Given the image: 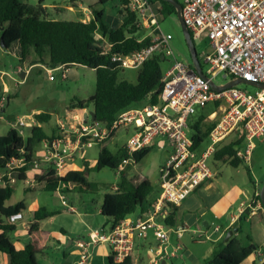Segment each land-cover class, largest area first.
<instances>
[{
    "label": "built area",
    "instance_id": "obj_1",
    "mask_svg": "<svg viewBox=\"0 0 264 264\" xmlns=\"http://www.w3.org/2000/svg\"><path fill=\"white\" fill-rule=\"evenodd\" d=\"M130 1L132 11L144 21L149 19L147 29L153 28L151 37L154 38L149 47L128 55L113 54L111 61L123 70H134L141 69L154 55L162 54L171 66L164 74L158 102L151 104L148 100L146 105L122 112L110 126L86 119L82 111L71 117L68 114L67 118L58 120L54 138L42 143L44 150L39 152L40 158L13 161L10 169L34 164L28 170L34 173L31 186L35 185V176L44 170L40 162L47 164L45 169L51 168L58 177H63L68 172L80 171L74 168V163L78 159L85 161L88 149L112 140L120 129H132L121 147L128 154L118 168L121 173L135 163L134 153L154 148L158 139L164 140L171 153L160 168V195L147 210L145 218H126L108 231H91L87 242L78 245L84 250L106 245L115 263H123L133 256L136 236L147 240L152 234L157 245L150 264H162L178 257L183 247L180 240L188 231L184 226L172 227L166 222L175 207H180L199 187L214 179L215 174L207 162L217 147L234 135L235 142H239L237 158L249 163L255 142L264 139V89L250 94L236 86L224 91L211 87L214 78L223 73L231 77V82L242 79L264 85V0L184 1L181 16L193 40H207L210 45L209 52L201 59L198 56L204 77L195 72L193 65L177 58L171 47L172 36L160 32L157 22L160 12L154 10L149 0ZM84 15L81 21L89 22L92 12L86 11ZM202 65L207 67L205 73ZM62 67L47 71L50 80H55L53 73ZM209 104H213L215 110L208 117L201 116L205 117L204 122H215L216 125L208 137L209 147L199 154L198 149L194 150L191 124L201 117L194 119L197 109H206ZM17 126L24 137L21 128L31 129L33 123L19 119ZM14 181L10 180V183ZM255 208L262 209V203L258 201ZM255 208H251L253 214ZM23 219V212H19L6 221L16 226ZM220 231L219 226H214L213 234L222 238L225 232ZM193 234L200 239L214 240L212 233L206 230H195ZM173 235L176 242H173ZM89 259L90 253L84 251L79 264H88Z\"/></svg>",
    "mask_w": 264,
    "mask_h": 264
},
{
    "label": "trees",
    "instance_id": "obj_2",
    "mask_svg": "<svg viewBox=\"0 0 264 264\" xmlns=\"http://www.w3.org/2000/svg\"><path fill=\"white\" fill-rule=\"evenodd\" d=\"M113 1L115 0H97V5L105 6ZM149 1L153 2V0ZM159 1L163 5L161 13L177 14L176 9L170 3ZM43 2L40 0L37 6H31L21 0H0V38L4 39L8 51L13 50L22 64L33 56L30 66L41 64L47 69H57L62 66L65 69L83 66L95 71V94L88 100L73 99L68 106L69 110L94 111L96 122L110 126L120 113L141 106L147 100L151 104L158 102L164 77L162 63L167 60L166 58L162 59V54L154 55L143 65L136 85L128 81H120L118 75L123 69L111 61L113 54L128 55L141 51L149 47L153 41L151 36L142 39L137 37L141 31V25L138 14L131 10L130 0H119L121 5L119 15L123 16V19L122 24L116 29L107 25L104 12L95 7H91L92 18L90 21L84 23L79 20L51 18ZM98 34L108 40L109 52L101 53L92 47L97 41L96 35ZM191 36L193 39L192 34ZM1 92L2 87L0 86ZM204 118L201 116L197 122L191 124L194 150L198 149L205 139H208L216 125L215 122H204ZM51 119L52 116L49 113L36 114L37 125L31 128L27 139L21 136L16 129H11L7 135L0 136V175H5L3 179L6 182L4 186H0V254L7 255L10 264H39L32 243L29 242L24 249L18 250L8 236V233L15 231L17 226L9 225L6 220L25 211V203L19 202L13 206H7L6 203L14 193V187L10 184V180L25 183L28 181V165L15 166L10 169L11 163L21 159L31 160L38 146L44 141L54 138L55 134L53 133L49 138L43 127ZM228 138L217 147L213 159L238 168L245 163L236 156V147L239 142H235L234 139L228 140ZM152 149L145 148L134 153L135 164H139ZM127 158L128 154L124 148H119L116 153H112L104 146L91 170L99 172L109 168L118 171L120 164ZM247 173L249 181L255 185L256 182L250 171ZM121 174L123 175L124 172ZM34 181L44 191L50 193H68L74 185L83 186L89 191L98 188V184L87 181L85 173L82 171H71L63 177H58L51 168L44 169L40 175L35 176ZM151 193L152 186L149 181L145 180L135 188L123 178L118 191L104 197L101 215L106 218V224L111 229L115 228L120 222L130 218L138 209H146L149 205L148 196ZM257 200L261 202L260 194H257ZM57 214L58 212L48 211L44 207L39 208L33 215L34 227H37L41 221ZM176 217L177 207L173 209L166 224L172 227L177 226ZM244 219L246 216L243 212L237 222ZM237 222L225 232L222 240L215 246L208 259V264H243L259 249V246L254 243L247 247L242 246L236 234L225 243L224 239L229 231L238 229L237 234L240 233V228L236 227ZM248 240L252 241L250 237ZM108 261L109 264H135L133 257L127 258L123 263H115L113 256L109 255Z\"/></svg>",
    "mask_w": 264,
    "mask_h": 264
},
{
    "label": "rangeland",
    "instance_id": "obj_3",
    "mask_svg": "<svg viewBox=\"0 0 264 264\" xmlns=\"http://www.w3.org/2000/svg\"><path fill=\"white\" fill-rule=\"evenodd\" d=\"M21 1L31 6H37L40 2V0ZM43 1V5L47 10L56 16L53 17V19L81 21L85 17V13H81L82 15L78 14V16L72 15V17H67L55 11L56 9H54V7H58V9L64 11L66 6L72 4L71 0ZM176 1L180 5H183L185 0ZM83 2L86 7H95L98 10H102L105 15V22L112 29H116V24H119L120 20L123 19V16L119 15V10H121L119 0L110 2L105 6L97 5V0H83ZM150 3L153 5L155 11L160 12L157 17L160 32L164 35L172 36L171 47L177 58L184 63L192 65L191 54L178 15L175 13H161L163 5L159 0H153V2ZM138 20L141 25V31L137 34V37L142 39L151 36L153 28L151 27L148 30L149 24L146 23L149 19L144 21L138 14ZM152 38H154V36ZM194 42L197 54L201 59V57L210 50L209 42L207 40ZM92 47L101 53H106L109 50L108 42L105 43L102 37L101 39L99 37ZM32 58L33 56L31 59ZM29 64L30 63L22 64L13 50L6 52L0 46V86H2L3 81H5L9 87L7 92L3 93L2 91L0 93V136L7 135L11 129L19 130L20 128L17 126L19 119H24L27 122L33 123V126H36L35 115L39 112L49 113L52 116L51 121L43 125L44 130L50 138L53 133L55 134L57 132L58 120L67 118L65 116L62 117L65 113V103L74 98L88 100L95 94L96 73L93 70L82 66L73 67L72 74L68 75V79L63 77L62 71H55L53 73L55 80H50V75H48L45 70L35 68L31 71V74L27 76L26 80H24L25 76L21 79L20 75L22 73H24V75L27 74L25 70L30 66ZM170 66L171 64L169 61L162 63L164 74ZM202 67L205 73L207 67L205 65H202ZM2 73H6L7 75ZM139 73L140 69L121 70L118 79L136 85ZM229 82H231V77L227 76L225 73L218 75L213 80V83L217 86L226 85ZM236 88L250 94H256L260 91L259 88L244 83H240ZM146 104L147 103H143V105ZM68 106L67 110H69ZM77 110L79 109H76V111ZM214 110L213 104H209L206 109H197L194 119L197 120L201 115L208 117ZM69 111H71L69 113L70 117L78 114L75 110ZM57 115H60L59 119ZM21 130L23 131L24 138L27 139L31 133V129L21 128ZM131 133L132 129H120L112 140L103 145H95L93 148L88 149L85 161L78 159L74 163V168L84 172L89 183L98 184V188L93 191L86 190L83 186L74 185L68 193L58 194L46 192L41 186H31V178H33L32 176L34 174L31 171L28 172L29 182H11L10 184L14 187V193L6 205L13 206L19 202H24L26 204V210L23 211L24 219L19 223L15 231L8 233L11 241L17 246H24L30 242L29 233H27L26 229L30 228L31 223L34 221L33 215L39 208L44 207L49 211H58L60 215L52 224L46 225L45 231L49 234H54L53 237L56 241H61L62 245L60 249H48L43 251L44 254H36L37 261L40 264L58 263L59 258H62L63 254H71L72 251L68 249V244L71 240H77L78 237L86 238L90 231L101 229L108 231L110 229V226L106 224V218L100 214L101 206L106 195L118 191L123 178H126L128 184L135 188L143 181H149L152 186V193L148 196V200H151L152 195L160 186V168L166 164L171 153L169 146L165 144L163 146L161 141H156V146L139 164L134 163L129 165L123 175L109 168L99 172L91 170L104 146H107L112 153H116L118 149L126 143ZM192 133L193 131H190V134ZM233 139H235L234 135L228 138V140ZM209 145V139H205L199 146L198 153H203ZM255 145L256 147L252 154L251 161L249 163H244L238 168L223 163L219 164L214 161L213 157L207 162L213 173H219L218 178H220L221 175L222 194L225 195L230 192L227 198L234 201L233 208L222 218V223L217 221L218 225L222 224L220 233L223 234L225 232L224 229L228 223L230 214L237 213L239 209H241L242 203L247 207L244 211L246 219L237 222L236 225L237 228H240L238 239L244 247L250 245L248 237L253 238L254 243L264 244V221L260 220L261 213L264 214V209L255 208L258 203L257 194H260L261 188L264 185V139L256 141ZM41 150H44L43 144L38 146L33 158H40L39 152ZM40 164L42 169L47 167V164L44 162H40ZM33 166L34 164L32 163L28 165L30 170ZM247 171H250L257 185H253L249 181ZM4 176V174L0 175V186L6 184L3 179ZM27 189L30 191L27 192ZM71 208H73L74 212H71ZM251 208H255L257 217L249 218L248 220L247 218L250 217L253 212ZM134 216L135 214H132L130 217L134 218ZM61 228H63L66 233L61 234ZM213 228L214 227H212V229ZM55 231L57 234H55ZM185 234L180 240L183 246L182 251L178 254V257L167 260V264H208V259L211 256H206V248L211 245V242L205 238L200 239L198 235L193 234L196 241L203 242L201 244H194L193 241L188 238V233ZM137 238L143 241L141 237L137 236ZM150 239L151 237L149 240ZM172 239L174 240L173 242H175V235L172 236ZM53 244L54 242L52 241V245ZM54 247L55 245H53V248ZM188 253H191L194 257L192 258ZM97 260L98 264H109L108 258L102 260L99 257Z\"/></svg>",
    "mask_w": 264,
    "mask_h": 264
},
{
    "label": "crops",
    "instance_id": "obj_4",
    "mask_svg": "<svg viewBox=\"0 0 264 264\" xmlns=\"http://www.w3.org/2000/svg\"><path fill=\"white\" fill-rule=\"evenodd\" d=\"M71 1H72L71 2L72 4L66 6L64 11L61 9H58V7H54V9H56L55 11H57V13H59V14H62V15L64 14L67 17H72V15L78 16V14L82 15L81 13H85L86 11L92 12L91 7H86L84 5L83 0H71ZM48 13H49L51 18L56 17L53 15V13H51L49 11H48ZM69 21H75V20H69ZM117 24H116V26H117L116 28H118L122 24V19L120 20V23L118 25ZM99 37L101 39V36L96 35V39H98ZM104 41H105V43L108 42L105 38H104ZM109 47L110 46L108 43V49H109ZM162 59H163V56H162ZM166 61H168V60H166ZM30 62H31V58L29 60L25 61L23 64L30 63ZM74 67H80V66H74ZM19 68H21V67H19ZM35 68H41L42 70H45L46 72L48 70H50L41 64L29 66L25 70V72L27 74L25 75L24 80H26L27 76L30 75L31 71H33ZM72 68L73 67L65 69L64 67H62L61 69H59L57 71H62V73L65 75L64 78L68 79V77H69L68 75L72 74ZM2 74H6V73H2ZM47 74H48V72H47ZM49 79H50V77H49ZM1 87H2L3 93H5V92H7V90H9L8 84L5 81H3ZM72 100L73 99H71L69 102L65 103V105H64V112L65 113L62 117H64V116L67 117V115L71 112V111L67 110V106L69 103H71ZM84 100H86V99H84ZM147 102H148V100L145 101L144 103H147ZM77 111H82L84 114H86L87 112H90L91 110H77ZM77 111L75 110V112H77ZM36 114H39V112H37ZM57 116L59 119L60 115H57ZM158 141H161L163 146H164V144L167 145V143L164 140L158 139ZM218 163L220 164L221 162H218ZM95 164H96V162H95ZM214 174H215V177L213 180H211V181L203 184L201 187H199L191 197H189L180 207L177 208V217H176L177 225L178 226H184L188 229L186 234L188 233V238L191 239L194 244H201L203 242H199V241L195 240L194 235H193V231H195V230H206V231L212 233L214 240L210 241L211 245L208 246V248H206L207 249L206 250V256L212 255L215 246L223 238V237L220 238V236L218 234H213L212 227L219 226L221 228L222 224L218 225L217 221H220L222 223V218L224 216H226L227 213L230 212V210L234 206V201H231L229 198H227V196L230 194V192L225 194V195L222 194V182H221L222 178H221V175H220V178H218L219 173L217 172ZM125 180H126V178H125ZM35 185H37V184H35ZM256 185H257V183H256ZM160 192H161V187L159 186V189L152 195L151 200H149V205L146 207V209H144V210L138 209L134 213L135 214L134 218L133 217H130V218L134 219V220L139 219V218H145V214H146L147 210L155 202V200L159 197ZM56 193L59 194L60 192H56ZM245 206L246 205L242 203L241 209H239V211L237 213L230 214V218H229L228 223L224 229L225 232L228 231L229 228L233 227V225L237 222L239 216L245 211V209H246ZM72 209H71V212H74V210H72ZM51 212H53V211H51ZM54 212H58V211H54ZM100 214H101V210H100ZM59 215H60V213L58 212V214L56 216L49 218L47 220L41 221L37 225V227H34L35 226V220L33 219L34 221H33V223H31L30 228L26 229L27 233H29L28 235H29L30 243H32L34 245V248L36 250V254L37 253L44 254L43 251L48 250V249L49 250L60 249V247L62 245L61 241H59V240L56 241V239H54V237H53L54 234L52 235V234H49L45 231L46 225L52 224ZM255 217H257L256 212H254V214L252 213L251 216L248 217L247 219L249 220V218H255ZM260 220L264 221V214L263 213H261ZM18 225H16V226H18ZM60 230H61L60 231L61 234L66 233V231L63 228H61ZM101 230H104V229H101ZM0 233H1V231H0ZM55 234H57L56 231H55ZM234 234H236V236L238 237L237 233H234ZM150 237H151V239L149 240ZM87 238L88 237H86V238L85 237H78L77 240H71L70 243L68 244V249L72 251L71 254L70 255L63 254V257L59 258L58 263L53 262V264H79L80 255L84 251L90 253V259H89L88 264H98L97 258L100 257L103 260L104 258L109 257L110 250H109L108 246H106V245H98L97 247L91 249V252H90V248H88L87 250L80 248L78 245L86 243ZM149 238L147 240L143 239V241H140V240H138V238L136 236L135 247H134V252H133V256H132L135 264H146V262H147V264H150V260L153 257L154 249L157 245V241L155 240V238L153 237L152 234H150ZM251 240L252 241H250V244L254 243L253 238H251ZM52 241L54 242L53 245H55L54 248L52 245ZM144 241H146L147 243ZM175 242H176V240H175ZM56 243H57V245H56ZM50 244H51V246H50ZM254 244L258 245L259 249L252 256H250L244 263H247V264H264V244L263 243H254ZM15 246L18 250H22L25 247V245L24 246L15 245ZM188 254L192 258L194 257L191 253H188ZM0 264H10V261H9V258L7 255L0 254ZM164 264H167V261H165Z\"/></svg>",
    "mask_w": 264,
    "mask_h": 264
},
{
    "label": "water",
    "instance_id": "obj_5",
    "mask_svg": "<svg viewBox=\"0 0 264 264\" xmlns=\"http://www.w3.org/2000/svg\"><path fill=\"white\" fill-rule=\"evenodd\" d=\"M163 1L170 3L176 9L177 15H178V18L180 20V23H181V26L183 29V33H184V36L186 39V43H187V46H188L190 54H191L192 65L194 67V70L199 76L204 77V74L202 72L201 65H200V62L198 59V54H197V51L195 48L194 41L192 39L190 31L188 30V28L184 24L182 16H181L182 5H180L176 0H163ZM0 46L4 51H6V52L8 51V48L6 47V45L4 43V39L2 37L0 38ZM24 76H25L24 73H22L20 75V78L23 79ZM240 83H244L247 85L255 86L257 88L264 89V85H262V84H257V83H253V82H246L242 79H238L236 81L229 82L228 84L224 85L223 87H218L214 83L211 82V87L216 91H224L227 89H231L232 87H235V86L239 85ZM85 118L86 119L90 118L91 121L95 122L96 121V114L94 111L87 112L85 114ZM260 200H261V203L264 207V185L260 191ZM237 231H238V229H235L233 231H229L227 233L225 239H224L225 243H227L229 241V239L234 235V233H237ZM164 263L165 262H163L162 264H164Z\"/></svg>",
    "mask_w": 264,
    "mask_h": 264
}]
</instances>
